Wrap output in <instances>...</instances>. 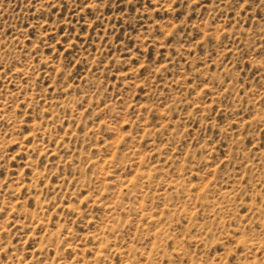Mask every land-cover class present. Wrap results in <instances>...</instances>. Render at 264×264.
Masks as SVG:
<instances>
[{"label": "rangeland", "instance_id": "374dc122", "mask_svg": "<svg viewBox=\"0 0 264 264\" xmlns=\"http://www.w3.org/2000/svg\"><path fill=\"white\" fill-rule=\"evenodd\" d=\"M0 264H264V0H0Z\"/></svg>", "mask_w": 264, "mask_h": 264}]
</instances>
